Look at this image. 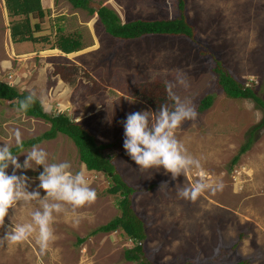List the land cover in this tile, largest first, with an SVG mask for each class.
<instances>
[{"label": "rangeland", "instance_id": "1", "mask_svg": "<svg viewBox=\"0 0 264 264\" xmlns=\"http://www.w3.org/2000/svg\"><path fill=\"white\" fill-rule=\"evenodd\" d=\"M95 10H113L122 24L133 20L175 19L178 0H89ZM45 17L34 36L47 42L13 43L10 27L24 17H9L0 0V81L19 93L35 92L47 98L44 111L65 114L89 130L127 186L134 192L130 206L142 221L146 239L139 243L150 264H264V122L263 110L252 100L229 99L218 84L216 61L236 81L254 90L264 101V0H184V14L195 28L193 39L145 36L122 41L108 35L97 14L74 9L64 0H41ZM60 29V31H59ZM80 37L83 49L63 54L55 49L59 35ZM63 70L66 78L57 74ZM184 74L188 87L174 91L190 99L198 113L177 129L176 137L200 160L202 169L172 180L163 168L141 170L127 155L123 121L133 112L151 110L140 95L147 86ZM156 93V91H154ZM157 97L170 104L166 96ZM208 110L198 111L205 96ZM149 97H153L150 95ZM172 103V102H171ZM50 125L26 117L8 101L0 100V146L15 147L18 130L23 141L37 137ZM252 138L249 150L232 165L240 148ZM49 163L67 161L76 172L84 168L97 200L75 214L56 215L55 240L41 250L33 235L9 247L0 245V264H138L124 252L134 247L118 229L108 234L92 231L121 215L119 195L107 191L112 183L102 172L87 171L67 137L38 144ZM32 148V147H31ZM30 147L17 154L21 164ZM11 175L13 168L7 170ZM205 179L222 184L206 190L195 201L178 197L177 188ZM43 167L18 171L30 178V191L39 186ZM162 182L168 188L159 191ZM41 197L46 193L40 190ZM17 204L10 209L0 236L12 223L31 219L37 207ZM85 239L80 243L79 240Z\"/></svg>", "mask_w": 264, "mask_h": 264}, {"label": "clouds", "instance_id": "2", "mask_svg": "<svg viewBox=\"0 0 264 264\" xmlns=\"http://www.w3.org/2000/svg\"><path fill=\"white\" fill-rule=\"evenodd\" d=\"M188 86L184 74L177 75L174 81L166 82L165 85L171 105L161 104L154 112L146 110L130 113L122 122L124 149L141 170L163 168L165 174H170L172 180H177L193 170L202 169L200 160L191 155L184 143L176 137L177 129L184 122L194 121L198 116L192 101L181 99L174 91L177 88L186 89ZM37 101L42 108L47 109V98L30 92L17 102L16 110L26 113ZM14 138L16 146L22 151L23 143L18 130L14 133ZM24 155L26 159L21 164L9 143L0 146V228H4L5 219L9 217L10 209L15 205L31 206L36 202L38 206L31 212L30 221H11L7 230L0 236V245H18L35 235L43 251L56 238L52 227L56 215L67 214L69 208L75 214L78 209L95 203L97 192L90 187L88 174L83 167L73 172L71 164L67 161L49 163V154L39 145H34ZM10 166L13 168L11 175L7 171ZM34 166L43 167V172L37 178L38 188L30 191V178L27 175H17V172L33 169ZM167 188L168 183L162 182L158 192ZM221 188L222 184H214L205 179L201 171V179L183 187L178 186L177 195L195 201L206 190ZM40 190L46 193L44 197H41Z\"/></svg>", "mask_w": 264, "mask_h": 264}, {"label": "trees", "instance_id": "3", "mask_svg": "<svg viewBox=\"0 0 264 264\" xmlns=\"http://www.w3.org/2000/svg\"><path fill=\"white\" fill-rule=\"evenodd\" d=\"M74 9L86 11L89 15L97 14L99 23L104 28V31L112 38L122 41H131L140 39L145 36H165V37H185L193 39L195 28L190 25L184 14V0H178L179 17L175 19H156V20H133L122 24L117 14L106 7H101L98 10L92 8L89 0H64ZM5 8L9 17H24L20 22H15L10 27V36L13 43H39L47 42V38L41 41L34 36L35 33L41 31V23L31 24V19L41 21L45 17V10L42 8L41 0H4ZM60 31V29H59ZM55 49L63 54H72L83 49V44L79 36L74 35H59L56 41ZM215 73L218 78V84L223 93L229 99L252 100L260 109L263 110L264 117V101L260 99L253 89L243 86L236 81L230 74L222 68L219 61H216ZM57 74L63 79L67 76L63 70L57 69ZM148 91H144L140 95V91L136 94L149 103L154 111L158 106L165 104V100L156 96H166L159 84L153 83L147 86ZM156 91V93L154 92ZM28 95L26 92L19 93L15 87L0 81V100L10 102V105L17 109L18 101ZM152 95L153 97H149ZM213 103V97L208 95L200 102L198 107L199 112L208 110ZM171 104V101H170ZM26 117L41 119L47 122L50 127L43 134L34 137L30 140L23 141V150L28 147H33L44 141L54 140L58 135H63L72 141L80 162L86 166L88 171L102 172L112 183L108 189L111 195H119L118 208L121 212L119 217L114 218L107 224L98 227L91 232L90 235L108 234L120 229L124 235L134 242V247L127 249L124 252V259L127 262H138V264H150L143 257V249L139 243L146 239L144 226L133 213L130 203V196L134 190L127 186L121 177L115 173L111 161L103 155V151L112 148L114 145H98L94 135L78 122L72 121L65 114L50 115L44 111L39 101H37L29 110L24 113ZM264 122V119H263ZM252 138L240 148L238 154L232 160L234 165L238 159L245 154L251 146ZM123 147V145H121ZM22 150V151H23ZM17 146L12 147L14 155L22 152ZM85 239L79 240L80 243ZM243 264V263H242Z\"/></svg>", "mask_w": 264, "mask_h": 264}, {"label": "bare ground", "instance_id": "4", "mask_svg": "<svg viewBox=\"0 0 264 264\" xmlns=\"http://www.w3.org/2000/svg\"><path fill=\"white\" fill-rule=\"evenodd\" d=\"M85 167V166H84Z\"/></svg>", "mask_w": 264, "mask_h": 264}]
</instances>
